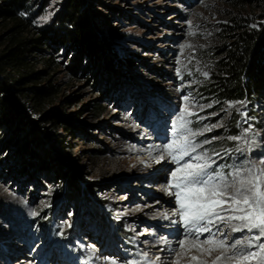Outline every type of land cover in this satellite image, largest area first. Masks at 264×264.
<instances>
[{
  "label": "rangeland",
  "instance_id": "obj_1",
  "mask_svg": "<svg viewBox=\"0 0 264 264\" xmlns=\"http://www.w3.org/2000/svg\"><path fill=\"white\" fill-rule=\"evenodd\" d=\"M70 1L28 0L19 12L28 21L25 36L61 30ZM80 2L121 76L97 68L72 74L67 67L74 53L65 47L44 44L36 54L35 69L49 72L45 80L59 87L47 109H57L74 126L71 132L58 129L62 144L53 142L47 127L40 129L44 147L53 148L69 178L60 180L55 165L45 160L19 173L15 151L24 135L13 140L8 132L0 135V264H143L145 253L148 262L175 264L172 249L181 252L180 264H192L193 255L211 264L218 253H185L179 241L186 238V227L179 215L177 223L170 221L179 205L164 188L190 157L177 164L160 150L172 141L173 125L187 105L195 113L186 116L189 127L203 132L192 138L202 144L197 152L207 151L216 160L214 168L264 159V97L220 101L208 86L232 17L241 15L253 27L259 11L245 0ZM9 26L0 19V36ZM217 124L222 126L204 131ZM249 128V139L256 134L252 150L226 154L240 143L228 137ZM161 155L165 158L157 163ZM210 227L228 245L254 235L231 232L226 224ZM210 235L205 232L199 240Z\"/></svg>",
  "mask_w": 264,
  "mask_h": 264
},
{
  "label": "trees",
  "instance_id": "obj_2",
  "mask_svg": "<svg viewBox=\"0 0 264 264\" xmlns=\"http://www.w3.org/2000/svg\"><path fill=\"white\" fill-rule=\"evenodd\" d=\"M27 2L0 0V19L10 21L6 34L0 36V135L8 132L10 140L24 135L21 146L15 151L20 159L19 173L30 172L45 160L47 166L55 165L56 177L68 179V172L62 169V162L59 163L53 148L44 147V134L40 129L47 127L52 131L53 142L62 144L64 138L58 129L71 132L74 126L57 109H47V104L59 93V87L52 80H45L49 72L35 69L36 54L42 52L44 44L54 50L65 47L74 53L67 67L72 74L97 68V73L121 75L108 58L105 44L95 35L80 0L70 1L71 12L65 15L61 30L53 33L40 30L34 37L25 36L28 21L19 16ZM245 6L257 8L259 22L251 27L243 22L241 15H236L232 17V27L225 29V40L216 52L219 59L208 85L220 101L244 97L251 101L264 97V0H245ZM112 32L119 36L116 31ZM54 61V58L47 59L46 67Z\"/></svg>",
  "mask_w": 264,
  "mask_h": 264
},
{
  "label": "snow or ice",
  "instance_id": "obj_3",
  "mask_svg": "<svg viewBox=\"0 0 264 264\" xmlns=\"http://www.w3.org/2000/svg\"><path fill=\"white\" fill-rule=\"evenodd\" d=\"M203 74L205 77L208 75L207 72ZM185 99L187 100V97ZM192 115L195 113L186 105L173 125L172 141L160 150L177 164H180L185 157H190L189 161L177 167L172 173V181L164 188L166 192L175 196L179 205L172 215H179L187 229V237H195L180 240L179 248L185 253L195 249L209 257L213 253H218L211 260V264H264V242H260L264 238V159L259 162L244 160L238 165H220L214 168L216 160L209 156L207 151L197 152L202 144H197L192 138L202 135L203 132H194L189 127L192 121L186 119V116ZM221 126L211 125L204 131H211ZM250 131L249 128L240 135L229 136V140L240 143L236 148L226 150V154H231L233 151L250 152L256 143L254 139L256 134L249 139ZM203 143L207 144L211 141L205 140ZM214 155L220 156V153ZM164 158L161 155L156 162L159 163ZM192 160L196 163H192ZM225 167L231 168L227 174L223 171ZM172 189L175 191L173 192ZM162 215L165 219L169 218L168 213ZM219 224H226L231 232L246 230L254 235L246 240H235L228 245L226 239H218L216 233L212 232L210 226ZM205 232L211 235L205 240H199V236ZM163 242L168 243L167 240ZM90 251L92 255L95 254V249ZM172 251L177 257L175 264H180L181 252H176L175 249ZM89 258L91 259V255ZM190 259L192 264H208V261L201 260L196 255L191 256ZM109 264H117V261L111 260ZM136 264L141 262L137 261ZM143 264H155V262H148L145 253Z\"/></svg>",
  "mask_w": 264,
  "mask_h": 264
},
{
  "label": "bare ground",
  "instance_id": "obj_4",
  "mask_svg": "<svg viewBox=\"0 0 264 264\" xmlns=\"http://www.w3.org/2000/svg\"><path fill=\"white\" fill-rule=\"evenodd\" d=\"M165 156H167V155H165ZM171 163H173V162H171ZM174 191V190H173ZM168 195H170V194H168ZM177 220V216H175V215H173V217H172V219L170 220L172 223H177L178 221H176ZM184 234H185V237H187V229L185 230V232H184ZM188 238V237H187ZM177 240V239H176ZM179 240V239H178ZM175 243V242H174ZM91 247L93 248L94 247V245H91ZM94 248H96L97 249V247H94ZM156 257H158V256H156Z\"/></svg>",
  "mask_w": 264,
  "mask_h": 264
}]
</instances>
